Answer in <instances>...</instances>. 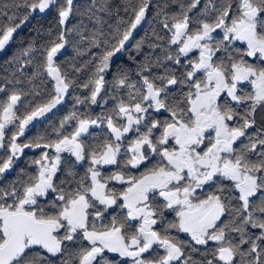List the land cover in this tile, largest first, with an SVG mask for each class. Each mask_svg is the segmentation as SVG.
<instances>
[{
    "label": "snow or ice",
    "instance_id": "snow-or-ice-1",
    "mask_svg": "<svg viewBox=\"0 0 264 264\" xmlns=\"http://www.w3.org/2000/svg\"><path fill=\"white\" fill-rule=\"evenodd\" d=\"M151 2L0 0V52L34 14L56 12L41 59L31 41L0 76V264H264V0H165L149 52L102 96ZM70 33L91 55L63 67ZM85 69L86 81L70 74ZM20 76L28 92L17 90ZM44 76L50 91L37 90ZM76 87L90 95L51 132L21 141ZM109 100L96 115L76 109ZM26 149L41 150L34 171L5 182Z\"/></svg>",
    "mask_w": 264,
    "mask_h": 264
},
{
    "label": "trees",
    "instance_id": "trees-1",
    "mask_svg": "<svg viewBox=\"0 0 264 264\" xmlns=\"http://www.w3.org/2000/svg\"><path fill=\"white\" fill-rule=\"evenodd\" d=\"M90 0H76V3L79 5H84L89 3ZM121 0H113L114 4L120 3ZM165 2V0H152L151 5L148 9L146 20L143 25L136 30L133 34V38L126 44V48L124 51L118 53L115 57H113L112 68L105 75V86L104 92L101 93L102 96L105 93H111L112 89L116 85V77L118 75V70H130L136 67V63L142 61L145 55L149 52L148 44L151 43L152 31L155 29L157 32H160L161 25L159 23V18L156 17V12L158 10L157 5H161ZM203 2V0H202ZM175 7V6H174ZM79 17L71 18L69 21V27L76 24ZM87 23V21H85ZM56 23V12L55 10H50L45 14L36 13L34 14L28 22L23 24L20 29L13 35V40L7 46V48L0 54V76H5L8 72L14 70L16 67V62L13 60V57H20L21 50L28 46L31 41H35L37 49L34 51L33 55L35 56V61L41 59L39 55V45L44 43L47 39L46 34L43 32V29L48 28L51 25H55ZM39 32V34H38ZM163 35L164 33L161 32ZM141 38H145V45L142 49L137 50L135 48V44L137 41L141 40ZM76 37L74 34H69V44L66 46V49L57 56V62L62 63L63 67H67L68 63H76L77 66H80L85 61H87L91 55V53H83L80 54L79 50L74 46ZM240 46V45H237ZM93 52L96 49L92 50ZM159 52V50H157ZM125 53V54H123ZM222 55V53L218 54ZM135 58L133 60L132 58ZM249 63H254L259 65L261 60L258 58H246ZM34 61V62H35ZM29 74L32 72V68L28 69ZM73 75H77L78 81L83 82L86 81L88 76L91 75L90 69L82 70L79 74L70 73ZM133 79H136L135 75L132 76ZM11 79V77H9ZM20 79L23 81L21 85H17V90L23 89L25 92L30 90V85L27 82V79L24 76H20ZM45 84L39 86L37 88L38 91H50L51 90V81L47 78V76L42 77ZM2 82V81H0ZM37 85H39V80L34 81ZM11 87V85L9 86ZM244 90H250V85L245 82L243 85ZM124 89L120 90V94L124 93ZM90 95L89 89H85L82 87H76L75 89H70L69 94L65 97L64 102L59 105L56 109H54L51 113L46 114L45 117H42L35 121L32 126L28 128L25 133V137L21 138V141L25 139H31L35 137L39 133H44L45 131L51 132L52 127L57 125L59 120L62 119L66 114L73 110V105L75 104V99L79 97L80 99H84L85 97ZM0 98H4L3 94H0ZM40 98H37V102ZM99 99V98H98ZM29 100H32V96L28 95L23 99V103H28ZM113 106V101L109 100L107 105L97 104L89 106L87 103L84 105H77L76 109L80 112L88 111L93 115L99 114L101 111H107L111 109ZM23 108L21 107V111ZM167 115V114H166ZM257 124L264 126V111H259L257 113ZM11 127V126H10ZM71 130V129H69ZM94 132L99 133V129H93ZM106 131V129H105ZM40 149H26L24 155L16 162L14 169L7 175L5 182L11 181L14 179L20 172V169H26L28 172L34 171L35 166H30V159L37 158L40 154ZM147 165H142L141 168H145ZM173 232V230H172ZM172 235H174L172 233ZM181 240H187L186 237H180ZM203 250V249H202ZM199 259L200 256L197 254L195 257Z\"/></svg>",
    "mask_w": 264,
    "mask_h": 264
},
{
    "label": "flooded vegetation",
    "instance_id": "flooded-vegetation-1",
    "mask_svg": "<svg viewBox=\"0 0 264 264\" xmlns=\"http://www.w3.org/2000/svg\"><path fill=\"white\" fill-rule=\"evenodd\" d=\"M164 115H166V113H165ZM155 159H157V158H153V161H152V162H154ZM145 165H147V164H145ZM147 166H148V165H147ZM79 170H80L81 172H83V168H80ZM110 170H111V168H107V167L105 168V171H110ZM143 170H144V168H141V167H140V169H130L129 171L131 172V174L138 175L139 172H141V171H143ZM117 187H120V185H117ZM166 215H167V217H168L169 220H172V219L174 218V214L169 215L168 213H166ZM172 233H173L174 235H178L179 238H180V237H186V238L190 239V237L188 236V234H185V233H177L176 230H173ZM209 246H211V244H210ZM160 252H161V254H162V250H160ZM107 255H108V257H109L110 259H112V258L120 259V258L116 257L115 254L108 253ZM146 255H148V254H146ZM128 264H130V261L128 262Z\"/></svg>",
    "mask_w": 264,
    "mask_h": 264
},
{
    "label": "rangeland",
    "instance_id": "rangeland-1",
    "mask_svg": "<svg viewBox=\"0 0 264 264\" xmlns=\"http://www.w3.org/2000/svg\"><path fill=\"white\" fill-rule=\"evenodd\" d=\"M6 48H7V47H6ZM1 53H2V52H0V54H1ZM119 54H120V53H119ZM123 54H125V53H123ZM58 106H59V105H58ZM58 106H57V107H58ZM34 122H35V121H34ZM34 122H33V123H34ZM30 126H32V125H30ZM30 126H29V127H30Z\"/></svg>",
    "mask_w": 264,
    "mask_h": 264
},
{
    "label": "water",
    "instance_id": "water-1",
    "mask_svg": "<svg viewBox=\"0 0 264 264\" xmlns=\"http://www.w3.org/2000/svg\"><path fill=\"white\" fill-rule=\"evenodd\" d=\"M143 23H144V22H143ZM143 23H142V25H143ZM142 25H141V26H142ZM141 26H139L138 28H140Z\"/></svg>",
    "mask_w": 264,
    "mask_h": 264
}]
</instances>
